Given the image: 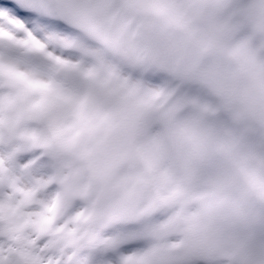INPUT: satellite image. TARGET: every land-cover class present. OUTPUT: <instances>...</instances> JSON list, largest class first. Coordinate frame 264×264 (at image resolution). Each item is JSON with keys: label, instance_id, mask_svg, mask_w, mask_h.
<instances>
[{"label": "bare ground", "instance_id": "1", "mask_svg": "<svg viewBox=\"0 0 264 264\" xmlns=\"http://www.w3.org/2000/svg\"><path fill=\"white\" fill-rule=\"evenodd\" d=\"M86 3L97 6L83 11L78 23L100 39L103 55L84 50L74 62L46 52L31 37L16 41L0 31V40L50 62L46 79L0 63V78L16 90L0 99V111L18 106L21 120L41 121L34 114L38 108L61 116L48 130L40 123L34 138L42 137L54 151L66 194L85 204L83 222L98 237L120 229L100 243L132 246L120 264H201L205 256L209 264H264V210L251 211V202L239 195L240 183H229L245 164L264 179V0ZM113 52L118 63L110 58ZM156 70L164 82L149 79ZM207 89L219 106L204 97ZM55 126L70 133L55 136ZM239 129L249 136H240ZM158 153L172 176L167 187L185 193L182 202L169 203L166 219L156 214L159 190L146 189L142 199L136 186L142 161L160 160ZM184 156L190 159L181 162L186 166L180 178ZM242 177L247 189L254 182L248 168ZM182 181L198 190L212 184V197L197 203ZM202 231L200 251L193 241Z\"/></svg>", "mask_w": 264, "mask_h": 264}, {"label": "snow or ice", "instance_id": "2", "mask_svg": "<svg viewBox=\"0 0 264 264\" xmlns=\"http://www.w3.org/2000/svg\"><path fill=\"white\" fill-rule=\"evenodd\" d=\"M96 6L86 0H0V31L16 41L31 37L46 52L74 62L84 50L103 55L98 42L77 27L80 14ZM5 62L39 79H46L50 70L42 53L7 39L0 40V63ZM15 91L0 78V99ZM19 111L18 106L0 111L5 121L0 127V264H120V256L132 246L100 243L120 229L98 237L83 222L85 204L66 194L54 151L42 137L34 138L40 125L19 119Z\"/></svg>", "mask_w": 264, "mask_h": 264}]
</instances>
